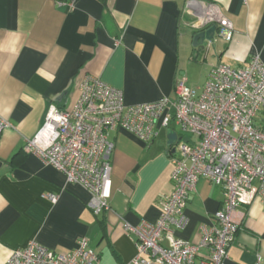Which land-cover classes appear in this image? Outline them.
Here are the masks:
<instances>
[{
  "label": "crops",
  "instance_id": "1",
  "mask_svg": "<svg viewBox=\"0 0 264 264\" xmlns=\"http://www.w3.org/2000/svg\"><path fill=\"white\" fill-rule=\"evenodd\" d=\"M214 3L232 23L205 52L193 46L187 0H0V264L37 241L57 253L87 238L102 264H128L137 256L127 225L154 224L161 201L172 195L169 130L150 143L122 129L112 132L110 209L96 215L91 193L26 152L44 126L49 107L71 110L88 75L123 91L127 105L175 97L180 74L200 91L210 70L242 67L252 56L264 63V0ZM207 42L205 45L207 46ZM264 127V110L256 118ZM189 140V136H185ZM192 139V138H191ZM50 196H56L53 202ZM223 189L202 178L176 237L198 244L223 207ZM239 230L225 264H264V211L260 198L241 205ZM260 259V261H259Z\"/></svg>",
  "mask_w": 264,
  "mask_h": 264
},
{
  "label": "built area",
  "instance_id": "2",
  "mask_svg": "<svg viewBox=\"0 0 264 264\" xmlns=\"http://www.w3.org/2000/svg\"><path fill=\"white\" fill-rule=\"evenodd\" d=\"M68 1L74 4L77 0ZM182 15L194 19L188 25L196 34L213 25L218 31L233 30L214 3L187 0ZM214 42H208L207 49ZM186 82L184 74L176 78L174 98L127 105L122 90L88 75L74 108L61 110L51 105L44 126L26 147L28 154L62 172L68 183L87 189L92 196L89 208L99 215L110 209L112 132L122 129L150 143L172 123L178 126V141L167 150L174 191L161 201L156 223L127 225V232L136 237L137 249V256L128 264H225L239 230L234 217L237 209L260 198L264 211V127L256 124L264 110L261 57L252 56L242 67H213L200 91ZM8 127L7 121L0 120V138ZM202 178L221 187L224 200L211 227L194 244L176 237V231L187 224L185 210ZM50 198L55 203L58 200ZM7 264L102 263L90 241L82 238L67 253L32 241L13 252Z\"/></svg>",
  "mask_w": 264,
  "mask_h": 264
},
{
  "label": "water",
  "instance_id": "3",
  "mask_svg": "<svg viewBox=\"0 0 264 264\" xmlns=\"http://www.w3.org/2000/svg\"><path fill=\"white\" fill-rule=\"evenodd\" d=\"M218 33V27L216 25L211 26L210 28L201 31L195 34L193 38V46L199 50L206 51L207 46L205 43L214 41ZM178 141V135L175 131L169 130L167 135V146L172 147ZM172 152H175V149H172Z\"/></svg>",
  "mask_w": 264,
  "mask_h": 264
},
{
  "label": "rangeland",
  "instance_id": "4",
  "mask_svg": "<svg viewBox=\"0 0 264 264\" xmlns=\"http://www.w3.org/2000/svg\"><path fill=\"white\" fill-rule=\"evenodd\" d=\"M202 86H204V84ZM160 144H167L166 135L163 139L160 138Z\"/></svg>",
  "mask_w": 264,
  "mask_h": 264
},
{
  "label": "trees",
  "instance_id": "5",
  "mask_svg": "<svg viewBox=\"0 0 264 264\" xmlns=\"http://www.w3.org/2000/svg\"><path fill=\"white\" fill-rule=\"evenodd\" d=\"M59 1H68V0H59Z\"/></svg>",
  "mask_w": 264,
  "mask_h": 264
}]
</instances>
